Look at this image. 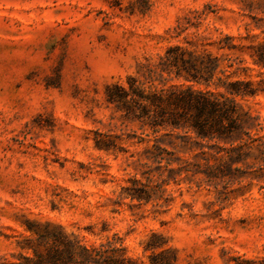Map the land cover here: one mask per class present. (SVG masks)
Returning <instances> with one entry per match:
<instances>
[{"label": "rangeland", "instance_id": "rangeland-1", "mask_svg": "<svg viewBox=\"0 0 264 264\" xmlns=\"http://www.w3.org/2000/svg\"><path fill=\"white\" fill-rule=\"evenodd\" d=\"M262 10L238 0H0V264L27 254L25 224L35 222L137 264L264 259V150L222 174L140 168L150 145L139 142L140 123L104 99L108 84H124L168 47L223 35L238 48L222 65L247 68L233 78L264 79L249 56L260 32L246 37L244 27ZM236 100L264 140V93ZM98 132L114 138L113 151L95 148ZM133 178L149 190L147 203L119 201Z\"/></svg>", "mask_w": 264, "mask_h": 264}, {"label": "trees", "instance_id": "trees-1", "mask_svg": "<svg viewBox=\"0 0 264 264\" xmlns=\"http://www.w3.org/2000/svg\"><path fill=\"white\" fill-rule=\"evenodd\" d=\"M238 1L249 12L256 2L263 7L264 14V0ZM251 18L253 23L244 26L246 37L258 30L260 34L250 38L261 36V40L249 46V56L253 65L264 69V19ZM203 40L207 42L194 45V49L170 46L155 63L142 65L135 75H127L124 84L114 82L106 86L107 105L125 119L139 122V142L147 139L150 143L142 150L144 161L137 156L138 167L155 163L168 173L179 175H208L215 171L222 174L237 169L238 165L249 166L248 160L256 159L264 150V140L251 135L258 125L257 117L236 100L264 93V79L257 82L235 79L233 76L247 68L236 63L222 65L223 59L230 61L238 48L232 44L231 36L223 35L212 42L208 38ZM197 46L201 49L197 50ZM206 46H214L221 53L213 55ZM174 79H181L183 84L166 86ZM113 139L98 132L94 146L105 152L113 151ZM130 183L118 196L119 201L128 198L139 204L147 203L149 190L145 185L135 178ZM48 226L47 222L26 223L31 237L20 248L27 254L20 253L18 261L9 264H137L123 253L109 255L102 246L88 248L63 231H49ZM166 253L168 250L159 255L164 257ZM150 264H176V257ZM238 264H264V259L242 260Z\"/></svg>", "mask_w": 264, "mask_h": 264}]
</instances>
